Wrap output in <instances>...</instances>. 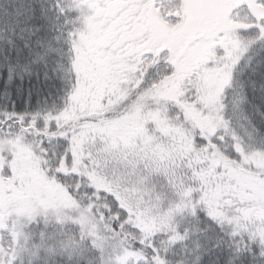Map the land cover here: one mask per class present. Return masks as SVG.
<instances>
[{"label":"snow or ice","instance_id":"obj_1","mask_svg":"<svg viewBox=\"0 0 264 264\" xmlns=\"http://www.w3.org/2000/svg\"><path fill=\"white\" fill-rule=\"evenodd\" d=\"M0 264H264V0H0Z\"/></svg>","mask_w":264,"mask_h":264}]
</instances>
